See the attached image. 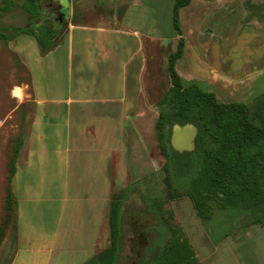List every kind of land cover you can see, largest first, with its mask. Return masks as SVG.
Segmentation results:
<instances>
[{"label": "crops", "instance_id": "obj_1", "mask_svg": "<svg viewBox=\"0 0 264 264\" xmlns=\"http://www.w3.org/2000/svg\"><path fill=\"white\" fill-rule=\"evenodd\" d=\"M36 1L39 16L29 20L42 36L47 24ZM218 1L191 0L180 10L179 25L199 24L201 14L196 18L194 7L209 11L210 4L225 9L233 4ZM5 2L15 10L23 5V0H0V9ZM69 2L65 30L54 35L47 29L56 43L49 52L32 34H21L29 43H21V35L0 40V225L6 196L3 162L11 143L22 139L11 184L15 240L9 244L7 237L0 247L6 264H86L105 251L111 204L128 185L131 126L148 120L144 107L153 71H168L181 38L185 46L177 73L191 53V42L174 26L175 0L170 5L175 45L172 50L168 43L166 59L163 0ZM209 14L218 17L215 9ZM198 39L204 42L203 36ZM11 59L27 82H5ZM200 238L197 244L188 240L201 264H264V228L259 225L218 246L205 233Z\"/></svg>", "mask_w": 264, "mask_h": 264}, {"label": "trees", "instance_id": "obj_2", "mask_svg": "<svg viewBox=\"0 0 264 264\" xmlns=\"http://www.w3.org/2000/svg\"><path fill=\"white\" fill-rule=\"evenodd\" d=\"M190 4L191 0H175L174 26L180 36L179 13ZM21 8L32 18L39 16L36 0H23ZM7 10L5 2L0 13ZM8 32L36 36L44 53L56 47L49 30L39 36L32 28H0V40H8ZM184 46L181 38L177 51L170 56L168 72L172 87L159 105L156 130L164 144L166 170L175 192L179 199L191 200L211 242L218 246L252 226L264 228V101L251 110L242 103H220L214 94L196 84L185 86L175 68L183 57ZM187 125L198 130L195 149L179 153L172 148V132L175 126ZM16 160V157L11 160L7 176L0 244L15 221L11 184ZM133 194L134 185L130 184L114 196L109 218L111 247L86 264H118L128 216L125 205ZM145 212L156 221L143 234L153 230L156 237L145 245L142 264H201L184 231L182 238L177 230L171 229V236L166 239L162 213L150 203ZM217 213L226 214L217 218Z\"/></svg>", "mask_w": 264, "mask_h": 264}, {"label": "rangeland", "instance_id": "obj_3", "mask_svg": "<svg viewBox=\"0 0 264 264\" xmlns=\"http://www.w3.org/2000/svg\"><path fill=\"white\" fill-rule=\"evenodd\" d=\"M151 1L158 2V0ZM211 1L216 5L219 3L218 0ZM163 3L165 23L162 29L165 38L168 39L165 40L166 59L170 54L167 45L172 42L170 40L173 33L170 20L171 0H163ZM213 5L215 4L209 5L211 6L209 11H199L194 7L193 11L196 15L198 12L201 14V17L196 16L200 18L198 19L199 24L196 20L195 25L180 26L182 34L187 36L191 42L189 43L191 53L179 64L178 73L185 86L196 84L203 91L214 94L220 103H242L253 110L257 104L264 101V0H233L232 6H228L227 9L225 6L214 7ZM214 9L217 18L209 14L213 13ZM226 15L227 19L222 20ZM26 27L34 29L37 33L40 32V28L34 26L33 21L29 20V15L21 8L16 10L8 8L4 13H0V28ZM210 31L215 35L214 39ZM46 33L47 30L42 29V34ZM6 34L13 40L16 37L13 32ZM200 35L203 36L205 45L198 39ZM17 38L21 43L30 42V38L24 35ZM196 39L198 40L195 43ZM7 44L8 42H5V45ZM174 45L175 43L172 42V50H174ZM155 53L158 54L157 56L163 55L160 50H155ZM16 65L17 61L11 59L8 67L10 74L5 78L6 83L27 82V76L19 73ZM186 72H191L192 75L185 76ZM151 87L146 99L147 105L144 107L147 109L148 120L135 123L130 130L129 180L123 190L133 184L134 194L125 205V212L128 216L124 226L118 264H142L145 245L151 244L155 239L156 233L153 230L148 235L143 234L145 228L149 230V227L154 226L156 221L153 215L145 212L149 203L156 206L165 219L166 239L170 238L171 229L177 230L178 236L181 235L182 238L184 231L186 237L196 244L201 241V233L207 235L191 201L185 198L179 199L180 195L174 190L170 172L166 170L164 144L156 130L160 116L159 105L172 87L169 72L166 70L159 73L156 70L153 71ZM6 99V106L11 109L13 106ZM151 105L152 112L149 111ZM21 146L22 139L19 136L11 143L6 153L2 173V177L5 176V187L11 160L18 157V150ZM225 214L217 213L215 217L222 218ZM106 230V235L103 236L105 251L111 247L110 226ZM7 237L10 238L9 244L15 240L14 220L4 240ZM12 252V246L9 245L8 257H11ZM5 255L0 254V264L7 263V260H3ZM221 264H225V261L222 260Z\"/></svg>", "mask_w": 264, "mask_h": 264}, {"label": "flooded vegetation", "instance_id": "obj_4", "mask_svg": "<svg viewBox=\"0 0 264 264\" xmlns=\"http://www.w3.org/2000/svg\"><path fill=\"white\" fill-rule=\"evenodd\" d=\"M43 7V22L47 24V29H50L54 35L62 33L66 27V10L69 5V0H39ZM61 9V13H55L54 8Z\"/></svg>", "mask_w": 264, "mask_h": 264}, {"label": "water", "instance_id": "obj_5", "mask_svg": "<svg viewBox=\"0 0 264 264\" xmlns=\"http://www.w3.org/2000/svg\"><path fill=\"white\" fill-rule=\"evenodd\" d=\"M197 135L198 130L193 125L175 126L171 138L172 148L179 153L193 152Z\"/></svg>", "mask_w": 264, "mask_h": 264}]
</instances>
